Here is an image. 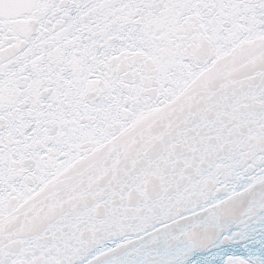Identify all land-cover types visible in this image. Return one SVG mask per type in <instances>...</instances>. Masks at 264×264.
<instances>
[{
    "label": "snow or ice",
    "instance_id": "6c2138e0",
    "mask_svg": "<svg viewBox=\"0 0 264 264\" xmlns=\"http://www.w3.org/2000/svg\"><path fill=\"white\" fill-rule=\"evenodd\" d=\"M0 264H264V0H0Z\"/></svg>",
    "mask_w": 264,
    "mask_h": 264
}]
</instances>
